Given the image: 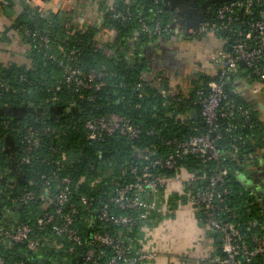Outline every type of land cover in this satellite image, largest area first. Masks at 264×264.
I'll return each instance as SVG.
<instances>
[{
  "label": "trees",
  "instance_id": "trees-1",
  "mask_svg": "<svg viewBox=\"0 0 264 264\" xmlns=\"http://www.w3.org/2000/svg\"><path fill=\"white\" fill-rule=\"evenodd\" d=\"M33 1L40 0H0V13L16 14L5 32L15 30L29 47L28 62H0V217L17 215L21 221L42 211L40 194L47 190L54 194L64 176L71 179L75 199L81 192H91L89 183L100 179L92 186V192L99 195V204L104 191L110 192L113 182L127 174V164L138 160L139 150L160 143L157 135L208 131L200 116L196 118L191 113L197 107L194 94L205 82L220 79L219 75L196 73L193 90L175 101L162 95L161 89H168L163 77L157 75L159 83L147 78L151 70L147 52L160 39L204 36L217 23V9L232 0H92L100 17V22L93 23L75 22L71 10L57 8L56 0L40 1L46 2L44 5L54 2L46 11L32 6ZM18 4L20 10L16 13ZM119 11L122 16L116 15ZM139 17L151 26L158 21L161 31H138ZM24 28L48 35V46H39V39L25 34ZM214 33L224 37L222 30ZM72 49L77 51L74 63L78 68L106 71L103 86L77 89L63 82V63ZM248 73L242 66L224 83L229 97L250 110L251 121L241 129L245 142L232 150L222 121L219 130L223 138L216 144L221 164L229 170L223 182L229 189L226 216L239 223L244 233L254 222L252 229L264 235V212L238 178L253 152L259 150L264 155V121L259 117V108L235 82ZM109 111L124 114L144 128H153L155 133L140 139L112 136L100 143L89 141L85 120ZM30 129L37 133L39 145L32 151L30 161L23 162V139ZM61 152L66 154L65 159H61ZM193 164L188 163L190 167ZM28 190L36 191L38 196L29 203L12 200ZM83 219L76 224L83 235L91 227L126 233L133 246L141 236L138 223L128 229L95 221L89 227ZM157 220L160 216H154L150 223ZM64 258L65 254L57 256L59 260Z\"/></svg>",
  "mask_w": 264,
  "mask_h": 264
},
{
  "label": "built area",
  "instance_id": "built-area-1",
  "mask_svg": "<svg viewBox=\"0 0 264 264\" xmlns=\"http://www.w3.org/2000/svg\"><path fill=\"white\" fill-rule=\"evenodd\" d=\"M216 17L217 23L210 26V31H223V45L210 54V59L217 66L215 74L220 79L196 88L193 100L208 131L157 135L160 143L140 149L138 160L127 164V174L113 182L110 192L104 191L99 204V195L92 192V186L100 179L89 183L91 192H81L75 199L70 177H62L54 194L48 190L40 194L42 211L34 218L21 221L17 215L0 217V264H65L75 256V264H149L157 255L148 234L151 219L160 216L162 220L181 207L188 208L194 221L202 223L212 238H220L215 256L219 264H264V235L252 229L256 223L252 222L244 233L239 223L226 216L229 189L223 182L229 170L221 164L216 144L223 138L219 130L222 121L226 123L232 150L245 142L241 129L251 121L250 110L231 99L224 88L228 77L242 67L241 62L249 75L235 82H242L251 93H264V0H232L217 9ZM138 19V31H161L158 21L151 26L141 17ZM23 31L38 38L39 46H48V35L26 28ZM76 59L77 51L70 50L63 63L64 83L77 89L104 85L106 71L82 70L74 63ZM161 93L175 101L183 98L181 94L170 95L164 88ZM84 128L86 138L99 143L112 136L140 139L155 133L153 128H144L115 111L88 117ZM23 142L22 161L29 162L39 145L34 129L26 133ZM60 157L65 159L66 154L61 152ZM54 162L60 164L59 160ZM190 162H195L193 167L188 165ZM37 196L36 191L28 190L12 200L29 203ZM80 218L89 227L95 221L128 229L138 223L141 236L133 246L126 233L91 227L83 235L76 226ZM60 254H65V258L57 259Z\"/></svg>",
  "mask_w": 264,
  "mask_h": 264
},
{
  "label": "crops",
  "instance_id": "crops-1",
  "mask_svg": "<svg viewBox=\"0 0 264 264\" xmlns=\"http://www.w3.org/2000/svg\"><path fill=\"white\" fill-rule=\"evenodd\" d=\"M41 1V0H40ZM33 1L32 6L41 8L42 11L51 7L53 1L42 3ZM40 3V4H38ZM55 6L66 9L74 15V21L79 23L100 22L99 12L92 0H56ZM16 13L20 10V5L16 7ZM46 11V10H45ZM15 15L0 13V62L10 63L17 62L20 64L28 62V44L23 37L15 30L5 29L13 22ZM211 45H208V53L211 54L216 48L223 45L222 38L217 36L213 31L207 32ZM206 39V40H207ZM186 41L181 38H171L169 40L160 39L152 45L147 57L151 70L147 78L154 83H159L157 75H160L167 81V93L189 95L193 90L192 79L196 77V73H208L212 71L213 65L204 63L203 66L196 67L197 62L184 56L181 49V42ZM170 58L176 59L178 64L181 63L182 68L170 69L173 65ZM210 58V57H209ZM178 71V72H177ZM181 71V72H180ZM216 72L208 73L215 74ZM240 83V82H239ZM241 91L245 92L248 99L253 100L254 106L259 108L260 119L264 121V93H251L244 85ZM262 155V156H261ZM238 178L243 182L245 188L253 196V199L259 204L264 212V155L257 150L252 153V159H246L244 170L240 171ZM186 225V230L184 228ZM175 231L176 240H171L168 236V229ZM150 244L156 248L157 255L149 264H219L215 259L218 253V238H212L207 228L198 221H194L192 212L186 208H176L173 214H168L162 220L154 221L148 232ZM173 241L177 247L166 245L165 241Z\"/></svg>",
  "mask_w": 264,
  "mask_h": 264
},
{
  "label": "rangeland",
  "instance_id": "rangeland-1",
  "mask_svg": "<svg viewBox=\"0 0 264 264\" xmlns=\"http://www.w3.org/2000/svg\"><path fill=\"white\" fill-rule=\"evenodd\" d=\"M207 38H210V36L206 33L204 36L200 38L185 39L186 41H183L178 45H180L181 49L183 50L184 56H186L188 59L193 60L194 62H197L196 67L200 68L201 66L204 65V63H207L208 65H213L214 69L210 72L214 73L217 72V66L211 62V59L209 58L210 54H207L209 48L208 45H211L213 41H210ZM170 63L173 65L172 67H169L170 69H173V67L175 69L176 66H177L176 68H178V66L179 68H182L181 67L182 64L181 63L178 64L176 59L170 58ZM239 84H242V82L238 83V85ZM184 228L186 230L185 224H184ZM168 236L171 238V240H176L175 231L173 232L172 228L168 229ZM164 243L169 246L172 245V247H177L176 245H174L173 241L169 242L166 240Z\"/></svg>",
  "mask_w": 264,
  "mask_h": 264
},
{
  "label": "water",
  "instance_id": "water-1",
  "mask_svg": "<svg viewBox=\"0 0 264 264\" xmlns=\"http://www.w3.org/2000/svg\"><path fill=\"white\" fill-rule=\"evenodd\" d=\"M240 65L244 66V63L241 62ZM191 113H192L193 117H196V118L198 117L197 110L194 109ZM218 240H220V238H218ZM77 258H78V256H75L72 259L66 261L65 264H75L78 260Z\"/></svg>",
  "mask_w": 264,
  "mask_h": 264
}]
</instances>
